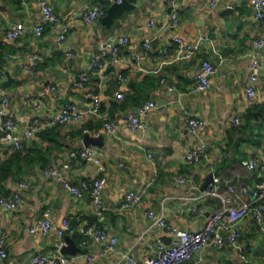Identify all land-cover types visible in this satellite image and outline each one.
<instances>
[{"label": "crops", "instance_id": "crops-1", "mask_svg": "<svg viewBox=\"0 0 264 264\" xmlns=\"http://www.w3.org/2000/svg\"><path fill=\"white\" fill-rule=\"evenodd\" d=\"M96 1L106 8L118 2L50 0L58 18L52 24L45 21L38 0H0V70H8L13 78L8 85L6 76L0 81V98L10 101L8 114L15 119L16 131L28 128L35 117L50 118L63 105L85 108L95 100L99 103L98 115L86 113L79 120L45 126L19 151L0 140V197L20 196L14 212L0 205V236L4 232L6 251L0 264H29L36 253H64L55 246L59 240L65 244L64 236L29 230L47 207L56 228L64 218L75 227L97 221L108 237L116 236L115 249L98 256L96 264H117L126 252L144 259L154 254L159 241L167 243L163 237L169 236L147 219L148 209L181 228H200L215 207L211 197L202 196L209 174L217 172L222 187L252 189L264 182V171L242 164L248 159L264 163L263 71L256 95L248 98L246 94L251 53L257 51L264 64V19L255 18L249 0H220L215 7L208 0H128L134 7L117 15L108 30L101 18L90 23L81 20L82 12ZM226 8L230 11L224 13ZM173 16L178 21L172 25ZM151 19L154 22L148 25ZM17 24L23 33L9 39L7 30ZM38 24L45 29L35 36L32 27ZM64 27L65 39L59 43L57 36ZM122 36L128 39L120 55L107 56L100 70L91 68L92 54L107 41L118 43ZM174 37L186 42L202 38L200 50L189 59L177 60ZM145 39L150 40L148 48ZM259 39L263 44L255 49ZM32 54L41 56V61L29 73L26 68ZM203 59L216 71L209 87L197 91L196 73ZM78 81L82 86L75 85ZM117 92H123V100L116 98ZM147 100L155 106L144 116L145 127L131 129L127 115ZM191 116L202 120L194 132L186 123ZM106 117L117 124L115 137L103 130ZM234 117L241 123L235 125ZM3 133L1 123L0 138ZM85 133L103 135L102 145H88L96 150L99 164L69 156L70 151L86 146ZM200 142L206 145L204 154L186 164L183 154ZM51 166L58 176L47 173ZM179 175L185 181L178 182ZM87 178L103 179L100 215L95 214L87 191L75 196L64 186V182L78 185ZM21 182L28 185L21 187ZM142 187L147 198L130 209H119L126 191ZM234 227L240 232L236 245L207 246L192 255L191 263L264 264V213L258 222L249 214ZM65 234L80 248L68 254L77 255L78 264H89L84 253L100 251L101 245L90 235Z\"/></svg>", "mask_w": 264, "mask_h": 264}, {"label": "built area", "instance_id": "built-area-1", "mask_svg": "<svg viewBox=\"0 0 264 264\" xmlns=\"http://www.w3.org/2000/svg\"><path fill=\"white\" fill-rule=\"evenodd\" d=\"M120 1V0H116ZM220 0H208L211 7H215ZM254 9V16L257 19H264V0H249ZM40 11L45 21L52 24L58 21L50 0H38ZM106 7L101 1H96L91 7L86 8L82 12L81 20L84 23H90L94 20L100 19L104 16ZM172 25L178 21L177 16H173ZM153 20L147 22L148 25L153 24ZM35 36H40L45 26L43 24L34 25L32 27ZM23 27L19 24L14 25L7 30L6 36L9 39L19 37L23 33ZM66 28L58 34L57 40L61 43L65 39ZM206 37V36H205ZM127 37L122 36L118 43L105 42L103 46L92 54L90 58V66L93 69H102L105 65L106 57L116 59L123 50V45L127 42ZM175 43V55L177 60L189 59L200 50L199 38L195 42H186L180 37L173 38ZM150 40L145 39L144 46L149 47ZM263 44L262 40H256L254 42L255 49H258ZM166 53V49L162 50ZM41 61V56L32 54L30 56V62L27 65V71L32 73L35 71L38 63ZM158 70H155L157 72ZM216 71V67L208 60L203 59L200 67L196 73V81L194 89L197 91L205 90L210 85V76ZM264 72V64L259 59L257 51L251 53L249 74L247 78L246 94L248 98H253L256 95V82L259 73ZM5 78V70H0V81ZM119 78H121L119 74ZM162 81H165L162 78ZM75 85L82 86V82H75ZM172 88V86H170ZM116 98L123 100V92H117ZM155 103L151 100H147L144 103L137 105L134 110L127 115V124L131 129H143L144 116L147 111L154 107ZM10 101L7 97L0 98V117L4 115L2 124L4 126V133L0 140L12 144L14 150H21L26 142H28L37 132L45 126H51L58 123L67 122L69 120H79L84 117L86 113L99 114V103L95 100L91 105L80 108L76 103H69L61 106L50 118L41 120L35 117L32 120L31 125L23 131H16V122L13 115H9ZM232 122L235 125L241 123L239 117H234ZM187 126L191 132H194L202 123V120L197 116H191L187 119ZM102 127L110 137L116 136L117 124L115 120L106 117L102 122ZM206 145L204 142H200L197 145L192 146L183 154V161L186 164H193L200 160L204 154ZM69 156L72 158L79 157L85 161H91L95 164H99V157L96 150L91 146H83L78 151H70ZM147 156L152 158V154L148 153ZM3 160V156L0 153V164ZM242 164L248 168L259 167L264 171V163L261 164L256 159L244 160ZM47 173L51 176H58V170L55 167H49ZM178 182L185 181L182 176H177ZM26 182H21V187H26ZM65 188H67L75 196H80L83 191H87L95 206V214L100 215L104 207L101 202V189L103 186V179L101 178H87L83 179L78 185L64 182ZM148 192L146 187L139 189H129L122 197L119 209H130L137 203L147 198ZM203 197H211L214 200L215 207L207 217L204 224L195 230L181 228L167 221L164 215L156 213L152 209H148L146 212L147 219L150 224L157 226L163 230L164 234L170 237L169 243L159 241L155 252L152 256H148L144 259H137L129 253H124L117 264H192L191 258L194 253H197L207 246H213L214 248H222L226 244L236 245L239 241L240 232L234 227L235 223L251 214L257 222L260 221L264 213V182L260 181L255 184V187L250 189L246 186L236 188L232 185L222 187L219 184V179L216 176L212 181L207 184L202 192ZM251 198H248V197ZM262 199L261 202H259ZM20 202V196L18 193H14L10 197H0V205L10 212H14ZM50 208H45L41 217L33 220L29 225V230L33 233L47 234L54 231L57 236H64L65 233L80 232L84 235H90L92 238L101 245L100 251L94 253H84L83 256L89 264H96L98 256L105 255L106 253L113 251L117 243L116 236L108 237L106 231L98 226L97 221H92L86 226L75 227L68 218H64L61 222V227L56 228L50 219ZM3 235L0 236V258L6 257V251L3 247ZM63 241L59 240L55 246L57 250L62 248ZM77 255H68L64 253H36L34 254L29 264H78Z\"/></svg>", "mask_w": 264, "mask_h": 264}, {"label": "water", "instance_id": "water-1", "mask_svg": "<svg viewBox=\"0 0 264 264\" xmlns=\"http://www.w3.org/2000/svg\"><path fill=\"white\" fill-rule=\"evenodd\" d=\"M134 5L131 4L128 0H120L119 2H113L111 3L105 11L104 16L101 18V23L103 24L104 28L106 30L110 29L111 26L115 22V18L117 15L122 14L125 10L133 8ZM229 8H226L224 10V13H227ZM155 40H153L154 42ZM5 85H8L10 82L13 81V78L11 77L8 70H5ZM64 102H69L65 101ZM4 118V115L0 117V124L2 123V120ZM83 143L85 145H102L103 144V135L99 134L97 136H91L89 133H85L83 136ZM217 175V172L209 174V176L206 178L203 186L201 187V190H204L205 187L209 182L212 181L213 177ZM230 184L234 183V180L229 182ZM64 242L65 244L62 246L61 251L67 254H74L75 252L79 251L80 248L76 245V243L72 240V238L68 235H64ZM164 240L168 243L170 241V237L164 236Z\"/></svg>", "mask_w": 264, "mask_h": 264}, {"label": "trees", "instance_id": "trees-1", "mask_svg": "<svg viewBox=\"0 0 264 264\" xmlns=\"http://www.w3.org/2000/svg\"><path fill=\"white\" fill-rule=\"evenodd\" d=\"M18 151H19V150H18ZM2 162H3V161H2ZM2 162H1V164H2ZM1 164H0V165H1ZM9 165H10V163H9Z\"/></svg>", "mask_w": 264, "mask_h": 264}]
</instances>
